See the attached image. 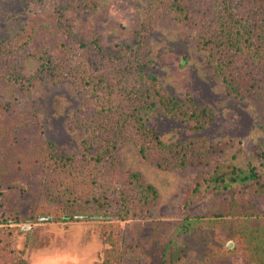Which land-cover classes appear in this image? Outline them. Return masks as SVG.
<instances>
[{
	"label": "rangeland",
	"instance_id": "374dc122",
	"mask_svg": "<svg viewBox=\"0 0 264 264\" xmlns=\"http://www.w3.org/2000/svg\"><path fill=\"white\" fill-rule=\"evenodd\" d=\"M181 1L188 19L156 0H0V264H264V250L249 242H264V59L226 48L214 55L201 42L217 4ZM245 1L233 4L256 13ZM140 29L161 91L206 110L183 120L148 109L145 123L165 143H188L171 158L153 149L143 156L132 121L124 126L101 107L114 80L109 56ZM219 56L232 61L220 67ZM89 75L101 83H84ZM132 103L124 93L114 100L127 119ZM98 152L105 159L94 166ZM50 154L73 166L48 163ZM110 163L155 193L114 179ZM232 165L254 167L257 177L214 187L215 168ZM74 168L101 205L84 201L64 218L56 194L67 185L57 177Z\"/></svg>",
	"mask_w": 264,
	"mask_h": 264
},
{
	"label": "trees",
	"instance_id": "16d2710c",
	"mask_svg": "<svg viewBox=\"0 0 264 264\" xmlns=\"http://www.w3.org/2000/svg\"><path fill=\"white\" fill-rule=\"evenodd\" d=\"M81 1V0H80ZM159 3H165L163 7L169 6V9L174 10L183 19H188L189 10L185 8V5L181 0H156ZM218 6V12L215 15L214 27L211 29L209 38H205L202 45H207L213 54L219 49H227L231 54H243L257 59H264V4H257V0H250L251 2H243L242 8L249 9L250 11L255 9L256 13L249 14L248 12L241 10V5L237 7L233 4V0H214ZM239 10V11H237ZM254 11V10H253ZM241 15V16H239ZM244 17V18H243ZM148 33L145 30H138L135 38L130 43H121L118 46V53L109 56V67H112V79L113 81L108 83V100L102 103V109L105 113H108L111 118L116 113H120V118L124 126L131 127L127 124L129 119L132 121L136 131L140 134V140L138 142L139 151L143 156H149L152 149L155 152L163 153L166 157L171 158L173 154L179 153L183 148L188 146V143L184 140L181 142L169 144L165 143L155 131L149 129L145 123L148 109L162 108L166 114L174 117L185 118L195 116L200 111H206L204 108L187 106L186 103L178 102L174 97L165 95L161 91V87L157 80V77L147 70L148 65L153 61L149 48V42L146 39ZM205 43V44H204ZM222 47V48H220ZM99 51L101 58L106 55L103 53L102 48L99 45L96 47ZM216 53L214 55H216ZM232 61V58L228 60H217L218 65L223 67L225 64ZM226 82L234 81L235 76L231 70H227L224 75ZM84 83L99 82L101 78L95 75H89L81 78ZM97 80V81H95ZM264 97V82L259 85ZM237 87L234 85L233 88ZM248 89L256 88L250 79L247 80ZM124 93L126 96L133 99V109L129 114L130 117L125 118L124 114H121L119 104H114L116 96L119 98ZM186 106V107H185ZM118 109V112H117ZM129 110V111H131ZM198 123L203 126L206 123L205 119H202ZM264 130V122L262 124ZM179 146H176V145ZM62 156L59 154H50L46 159L50 163L60 160ZM262 164H264V150L261 152ZM59 158V159H58ZM105 156L98 152L93 156L95 160L94 166L99 165L100 161H103ZM73 166V160L70 157L61 158ZM106 163V162H105ZM76 164V163H75ZM110 176L116 180H123L125 185H133L134 189L144 192L145 196L149 191L155 190L151 184L145 183L138 173L130 172L126 174L122 169L117 168L114 163H110ZM257 177V173L254 167H250L249 170L245 168L232 165L221 171V167L215 168L211 173L209 180L213 183L214 187H222L223 189L230 187L234 182H250ZM59 184L67 185V192L65 194H56L59 197L58 202L63 201L67 203L64 208L67 213H63L61 216L64 218L73 217L76 210L74 206L76 204H83L84 201H89L88 207L95 205H101L99 190H94L90 194L87 190H84L81 183V175L76 168L69 170L64 176L59 175L57 177ZM97 185H100L98 179L94 180ZM81 188L82 192L79 190ZM67 194V195H66ZM63 195L65 200H62L60 196ZM147 198V197H145ZM92 200V201H91ZM98 214H102L98 211ZM121 219H125V214L118 216ZM258 243L259 250H264V242L252 236L249 238V242Z\"/></svg>",
	"mask_w": 264,
	"mask_h": 264
}]
</instances>
